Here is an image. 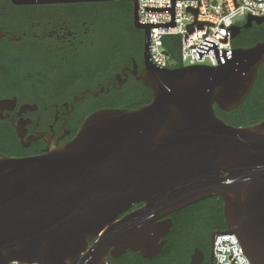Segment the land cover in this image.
Returning a JSON list of instances; mask_svg holds the SVG:
<instances>
[{"label": "water", "instance_id": "1", "mask_svg": "<svg viewBox=\"0 0 264 264\" xmlns=\"http://www.w3.org/2000/svg\"><path fill=\"white\" fill-rule=\"evenodd\" d=\"M120 1L132 3L133 26L143 31L139 79L151 101L98 110L70 141L44 138L42 155L0 154V264H111L108 252L116 258L126 249L151 258L171 226L161 218L214 197L223 203L226 230L212 233V256L214 236L234 234L248 261L264 264V120L234 127L214 112L245 100L264 62V42L217 49L204 36L196 56L213 49L216 67L161 68L150 61L152 26L138 23L136 0ZM251 22L264 16H247L244 28ZM237 33L232 26L231 40ZM201 259L195 250L189 264Z\"/></svg>", "mask_w": 264, "mask_h": 264}, {"label": "flooded vegetation", "instance_id": "2", "mask_svg": "<svg viewBox=\"0 0 264 264\" xmlns=\"http://www.w3.org/2000/svg\"><path fill=\"white\" fill-rule=\"evenodd\" d=\"M245 23L236 24L234 40L264 26L251 22L244 28ZM132 25L130 1L0 0V128L16 151L8 157L44 154V138L58 145L70 141L84 119L98 110L136 109L150 102L151 91L139 79L145 67L143 31ZM141 206L133 205L118 220ZM191 211L188 206L159 220H170L171 226L159 239L162 249L151 258L126 249L116 258L109 251L106 261L189 264L198 250L200 264H213L215 230ZM176 224L188 233L174 250Z\"/></svg>", "mask_w": 264, "mask_h": 264}, {"label": "built area", "instance_id": "3", "mask_svg": "<svg viewBox=\"0 0 264 264\" xmlns=\"http://www.w3.org/2000/svg\"><path fill=\"white\" fill-rule=\"evenodd\" d=\"M120 1V0H113ZM139 24L149 30L150 61L161 68L190 65L216 67L213 49L196 56V47L206 39L216 42L217 49H233L231 28L238 18L263 17L264 0H136ZM207 33V34H206ZM206 34V35H205ZM178 36L180 55L173 61L164 54L161 40ZM194 46L193 48H191ZM213 264H251L241 253L234 234H216L213 242Z\"/></svg>", "mask_w": 264, "mask_h": 264}, {"label": "trees", "instance_id": "4", "mask_svg": "<svg viewBox=\"0 0 264 264\" xmlns=\"http://www.w3.org/2000/svg\"><path fill=\"white\" fill-rule=\"evenodd\" d=\"M119 2V1H115ZM132 28L136 30L133 25ZM142 33V31H141ZM258 42H264V26L256 29L253 33L246 36L242 41L232 40V48L251 47ZM162 47L168 52L171 60L177 61L180 55V39L178 36H165L161 40ZM179 67V66H178ZM152 98V97H151ZM151 101V100H150ZM215 115L224 123L234 127H245L255 125L264 120V62L259 66L255 82L245 98V100L236 108L229 111H221L214 106ZM10 137L0 128V153L4 155H15L16 151L12 148ZM192 213L199 220L206 219L211 223V229L221 232L226 230L223 218V203L219 198H208L203 201L190 205ZM176 224L172 236V245L174 250L184 238L187 237L186 230H179Z\"/></svg>", "mask_w": 264, "mask_h": 264}, {"label": "rangeland", "instance_id": "5", "mask_svg": "<svg viewBox=\"0 0 264 264\" xmlns=\"http://www.w3.org/2000/svg\"><path fill=\"white\" fill-rule=\"evenodd\" d=\"M245 20V18L243 17H240V18H238L235 22L237 23V24H239V23H242L243 21ZM174 61V60H173Z\"/></svg>", "mask_w": 264, "mask_h": 264}]
</instances>
